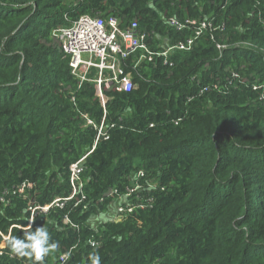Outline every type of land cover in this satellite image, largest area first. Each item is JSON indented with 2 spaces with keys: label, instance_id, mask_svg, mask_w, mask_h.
I'll return each mask as SVG.
<instances>
[{
  "label": "trees",
  "instance_id": "1",
  "mask_svg": "<svg viewBox=\"0 0 264 264\" xmlns=\"http://www.w3.org/2000/svg\"><path fill=\"white\" fill-rule=\"evenodd\" d=\"M81 14L136 22L153 51L193 36L171 18L214 30L135 67L130 55L133 89L103 90L102 104L51 36ZM82 114L113 123L108 138L95 143ZM83 154L85 197L32 223L57 245L44 264L71 247L65 264H264V0H0V264H32L8 248L28 223L11 188L33 182L39 204L67 196ZM138 170L145 207L99 218Z\"/></svg>",
  "mask_w": 264,
  "mask_h": 264
},
{
  "label": "built area",
  "instance_id": "2",
  "mask_svg": "<svg viewBox=\"0 0 264 264\" xmlns=\"http://www.w3.org/2000/svg\"><path fill=\"white\" fill-rule=\"evenodd\" d=\"M168 24L178 30L191 26L193 36L185 41H179L163 51H153L145 41V34L139 32L136 22L132 21L129 25L120 27V21L114 16L103 18L99 15L90 14H81L76 20L71 21L69 26L53 28L51 36L57 42L63 52V56L68 59L70 71L78 79V87L81 86L83 81H92L95 86L96 96L103 104L106 99L103 90L112 89L114 91L128 92L133 89L134 84L131 72L125 69L127 66L125 64L126 59L130 55H134L137 52L140 53L133 65L135 67L142 59L152 60L155 55L165 57L173 48L188 50L196 36L203 34L205 30L211 32L214 30L211 20H202L200 22L186 20L181 22L176 18H171ZM221 46V44H216L218 49ZM91 68L96 70V74L89 77ZM232 75L236 74L232 73ZM253 89H256V86H253ZM71 99L73 100V97ZM81 117L84 119L86 126H92L97 129L95 143L100 139H107L108 129L114 127L113 123H105L104 118L99 124H96L87 114H82ZM175 123H177V120H175ZM93 148L94 146H92L90 151ZM86 155L83 154L68 167L70 192L67 196H56L46 204H39L30 196V190L34 187L33 182L25 180L11 188L10 192L12 194L27 198L25 211L28 212V219L33 216L35 219L38 216L46 215L54 207L62 208L66 201L73 198L76 199V203L82 201L85 197L83 194L84 181L82 173L84 171L83 161ZM140 176H143L142 170H138L136 174L130 176L131 179L126 188V193L122 195H119L116 189L108 190L105 193V196L115 194L117 200L116 202L113 200L110 203L111 206L108 207L107 211L102 212L99 218L102 217L101 219L117 222L133 212L135 208L143 209L145 207L140 197L141 192L144 190L143 186L138 183V177ZM5 193H8V191L5 190ZM102 200L103 197L100 201ZM4 202L2 195L0 203ZM93 220L99 219L94 218ZM28 223L25 227H18L27 229L29 227ZM62 223L71 227L77 226L68 216L62 218ZM6 237L3 236V238ZM94 244L95 242L92 243V245ZM1 247H3V243L0 244ZM72 248L58 256L57 264L66 263Z\"/></svg>",
  "mask_w": 264,
  "mask_h": 264
},
{
  "label": "clouds",
  "instance_id": "3",
  "mask_svg": "<svg viewBox=\"0 0 264 264\" xmlns=\"http://www.w3.org/2000/svg\"><path fill=\"white\" fill-rule=\"evenodd\" d=\"M29 227L23 229V237L12 236L7 238L8 248L11 253L21 258H29L32 264H44L45 257L53 252L57 245L51 241L47 228L43 226L32 229L34 216L29 219ZM96 264H99L97 258Z\"/></svg>",
  "mask_w": 264,
  "mask_h": 264
}]
</instances>
